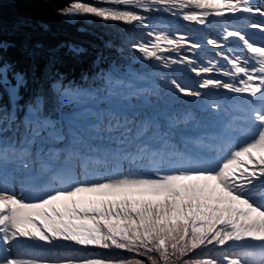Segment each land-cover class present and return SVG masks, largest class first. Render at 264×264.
Listing matches in <instances>:
<instances>
[{
  "label": "snow or ice",
  "instance_id": "6c2138e0",
  "mask_svg": "<svg viewBox=\"0 0 264 264\" xmlns=\"http://www.w3.org/2000/svg\"><path fill=\"white\" fill-rule=\"evenodd\" d=\"M153 11L202 28L213 17L221 23L215 37L193 39L150 25L142 13ZM58 14L150 29L129 47L169 71L110 65L87 87L92 77L57 74L19 106L25 74L0 56V90L14 105H0V125L23 128L7 138L0 127V264H264V7L70 0ZM229 15L253 31L232 26ZM205 45L213 54L199 57ZM174 67L190 76L171 74ZM117 95L119 112L100 109ZM55 241L77 247L41 246Z\"/></svg>",
  "mask_w": 264,
  "mask_h": 264
},
{
  "label": "trees",
  "instance_id": "16d2710c",
  "mask_svg": "<svg viewBox=\"0 0 264 264\" xmlns=\"http://www.w3.org/2000/svg\"><path fill=\"white\" fill-rule=\"evenodd\" d=\"M69 2L0 0V42L7 45L0 56L25 74L34 92L37 88L48 90L57 74L67 82L86 75L96 62L117 57L110 29L118 27V22L100 30L84 26L79 20L71 21V17L58 14ZM137 258L148 264L145 257ZM188 258H173L171 264H184Z\"/></svg>",
  "mask_w": 264,
  "mask_h": 264
},
{
  "label": "rangeland",
  "instance_id": "374dc122",
  "mask_svg": "<svg viewBox=\"0 0 264 264\" xmlns=\"http://www.w3.org/2000/svg\"><path fill=\"white\" fill-rule=\"evenodd\" d=\"M78 18H80L84 21H89V18L84 16V15L71 16V19H78Z\"/></svg>",
  "mask_w": 264,
  "mask_h": 264
}]
</instances>
